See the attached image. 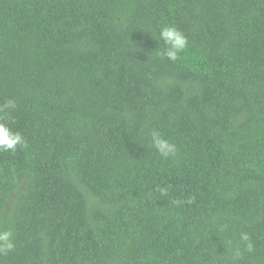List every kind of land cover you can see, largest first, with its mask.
<instances>
[{
  "label": "trees",
  "instance_id": "obj_1",
  "mask_svg": "<svg viewBox=\"0 0 264 264\" xmlns=\"http://www.w3.org/2000/svg\"><path fill=\"white\" fill-rule=\"evenodd\" d=\"M9 99L0 264H264V0H0Z\"/></svg>",
  "mask_w": 264,
  "mask_h": 264
},
{
  "label": "clouds",
  "instance_id": "obj_2",
  "mask_svg": "<svg viewBox=\"0 0 264 264\" xmlns=\"http://www.w3.org/2000/svg\"><path fill=\"white\" fill-rule=\"evenodd\" d=\"M158 40L164 45L158 55L170 62H176L181 53L188 47L189 41L186 35L174 26H163L158 33ZM17 107L16 101L7 100L0 105V152L15 153L18 149H26L28 147L27 140L19 132L14 131L11 125V113ZM153 147L160 157L164 159L174 158L177 155L176 144L164 138L162 134L156 130H150L148 133ZM232 245V241L227 242ZM15 242L11 229H0V254H8L15 250ZM255 245L247 232L239 234L238 242L232 247L231 264L236 262L244 253H253Z\"/></svg>",
  "mask_w": 264,
  "mask_h": 264
}]
</instances>
